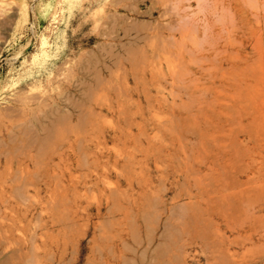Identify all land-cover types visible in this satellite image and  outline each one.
<instances>
[{
    "label": "rangeland",
    "instance_id": "rangeland-1",
    "mask_svg": "<svg viewBox=\"0 0 264 264\" xmlns=\"http://www.w3.org/2000/svg\"><path fill=\"white\" fill-rule=\"evenodd\" d=\"M202 53L263 71L264 0H0V264H139L132 199L198 128ZM262 192L228 264H264Z\"/></svg>",
    "mask_w": 264,
    "mask_h": 264
},
{
    "label": "bare ground",
    "instance_id": "bare-ground-1",
    "mask_svg": "<svg viewBox=\"0 0 264 264\" xmlns=\"http://www.w3.org/2000/svg\"><path fill=\"white\" fill-rule=\"evenodd\" d=\"M187 52L190 50L186 45L185 55ZM205 54H201L194 71L198 83V128L188 130L185 145L178 138L180 146L176 143L167 153L159 195L154 194L157 187L151 176L139 196L132 199L140 226L150 227L146 226L148 238L144 251L140 250L144 256L139 264H189L188 257L196 247L207 264H228L238 254L234 249L239 244L238 237H248L250 199L257 201L253 203L252 216L255 220L261 218L258 212L262 209L259 196L264 189V70L250 73L245 58L230 55L221 61L222 74L218 76L207 66ZM167 181L176 187L170 201L166 197ZM134 225L132 237L137 244L138 238L144 239L137 237L138 223ZM229 231H237L238 235L233 237ZM128 248L135 250V246ZM133 258L122 259L126 264L137 263ZM195 263L202 264L201 259Z\"/></svg>",
    "mask_w": 264,
    "mask_h": 264
}]
</instances>
